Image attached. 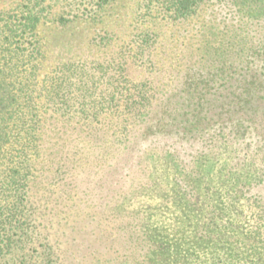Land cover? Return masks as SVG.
<instances>
[{"label": "rangeland", "instance_id": "obj_1", "mask_svg": "<svg viewBox=\"0 0 264 264\" xmlns=\"http://www.w3.org/2000/svg\"><path fill=\"white\" fill-rule=\"evenodd\" d=\"M27 1L0 0V19ZM37 1L34 76L28 44L17 48L41 148L17 186L22 213L0 236V264H264V206L234 192L243 174L221 156L191 158L199 141L144 126L130 150L112 147L105 120L110 97L132 84L150 96V116L170 95L187 106L183 72L264 46V0H202L178 20L165 19L158 0Z\"/></svg>", "mask_w": 264, "mask_h": 264}, {"label": "trees", "instance_id": "obj_2", "mask_svg": "<svg viewBox=\"0 0 264 264\" xmlns=\"http://www.w3.org/2000/svg\"><path fill=\"white\" fill-rule=\"evenodd\" d=\"M158 1L165 9L163 17L170 20L192 16L202 2ZM40 5L37 0H28L0 19V167L6 163L0 169V174L5 173L0 178V198L6 199V207L0 205V236L17 225L23 202L17 186L30 175V163L38 158L41 148V122L30 107L33 99L28 93V83L20 77L23 55L17 48L22 41L28 44L32 61L29 75L34 76L33 61L40 53L35 28L44 9ZM154 42V31L146 29L141 43L149 48ZM144 53L141 48L137 54L141 55V62ZM148 55L146 61L154 65ZM230 55L217 56L208 65L199 64L183 72L193 86L187 106L173 105L170 95L164 103L165 109L150 116L144 108L151 98L141 88L142 84L126 86L124 97L112 95L109 106L118 110L105 115L107 131H111L107 140L112 147L119 145L130 150L129 137H134L138 128L144 126L145 135L175 134L178 138L199 141L201 144L189 156L223 157L228 162V172L236 171L247 180H237L234 192L264 206V46L243 54L233 50ZM11 193L14 196L10 201L7 199Z\"/></svg>", "mask_w": 264, "mask_h": 264}]
</instances>
